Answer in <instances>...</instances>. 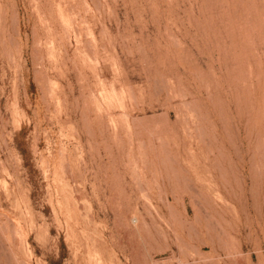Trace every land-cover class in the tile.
Returning a JSON list of instances; mask_svg holds the SVG:
<instances>
[{"label":"rangeland","instance_id":"rangeland-1","mask_svg":"<svg viewBox=\"0 0 264 264\" xmlns=\"http://www.w3.org/2000/svg\"><path fill=\"white\" fill-rule=\"evenodd\" d=\"M0 264H264V0H0Z\"/></svg>","mask_w":264,"mask_h":264}]
</instances>
